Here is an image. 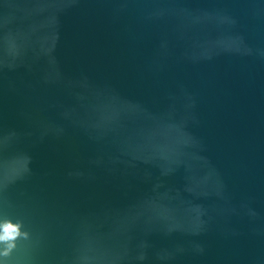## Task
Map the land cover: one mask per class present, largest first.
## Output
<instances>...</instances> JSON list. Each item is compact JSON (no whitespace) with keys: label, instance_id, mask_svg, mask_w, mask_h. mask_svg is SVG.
I'll return each instance as SVG.
<instances>
[{"label":"water","instance_id":"obj_1","mask_svg":"<svg viewBox=\"0 0 264 264\" xmlns=\"http://www.w3.org/2000/svg\"><path fill=\"white\" fill-rule=\"evenodd\" d=\"M0 264H264V0H0Z\"/></svg>","mask_w":264,"mask_h":264},{"label":"clouds","instance_id":"obj_2","mask_svg":"<svg viewBox=\"0 0 264 264\" xmlns=\"http://www.w3.org/2000/svg\"><path fill=\"white\" fill-rule=\"evenodd\" d=\"M21 235L27 236V233L21 232V225L14 223L11 220H6L0 224V243L6 245L2 255L8 256L11 251L16 247V240Z\"/></svg>","mask_w":264,"mask_h":264}]
</instances>
